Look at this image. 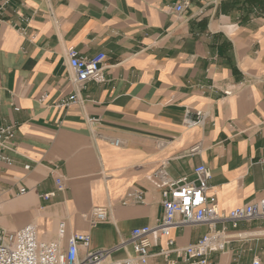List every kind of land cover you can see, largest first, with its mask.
<instances>
[{
  "label": "crops",
  "instance_id": "crops-1",
  "mask_svg": "<svg viewBox=\"0 0 264 264\" xmlns=\"http://www.w3.org/2000/svg\"><path fill=\"white\" fill-rule=\"evenodd\" d=\"M180 1L0 0V127L15 131L0 149V228L34 225L65 248L89 234L90 251L110 249L163 217L162 172L194 179L199 165L222 212L264 198V0H191L178 14ZM72 47L105 53L106 81L59 108L75 90ZM190 109L205 125L185 126ZM57 178L64 190L46 200ZM97 207L109 216L94 227ZM226 226L235 237L210 264H264V221ZM208 232L175 228L170 239L181 251ZM167 241L154 239L149 264H167Z\"/></svg>",
  "mask_w": 264,
  "mask_h": 264
},
{
  "label": "built area",
  "instance_id": "built-area-1",
  "mask_svg": "<svg viewBox=\"0 0 264 264\" xmlns=\"http://www.w3.org/2000/svg\"><path fill=\"white\" fill-rule=\"evenodd\" d=\"M190 3L191 0H181L173 6V10L182 14L189 8ZM67 58L73 74L71 82L75 90L73 95L57 104L59 108H69L76 103L79 92L85 89L89 82L103 84L106 81L104 63L107 55L105 53L85 57L72 47L67 51ZM224 94L228 96L231 91H225ZM207 119L208 114L204 111L190 109L187 112L185 126L188 128L203 126ZM14 135L13 127H0V149L10 143ZM110 142L115 146L121 144L119 140ZM199 151V145L191 149V153ZM1 158L7 160L3 155ZM160 176L163 184L164 214L154 226L136 228L129 238L119 245L96 251L89 250L91 244L89 234L72 235L65 248L58 241H40L34 225L12 232L0 228V264H149L155 238L168 240L167 248H162L159 252L167 264H210V253L224 251L227 244L235 237L230 233L226 223H230L231 228L237 230L242 222L264 221V198L228 213L222 212L216 196L210 194L213 175L206 165L195 168L194 179L183 177L170 180L166 178L164 172ZM56 184V191L43 196L46 200L64 190L61 178H57ZM25 192V189L21 190V193ZM133 200L136 203H144V192L136 191ZM108 216L107 208H94L91 213L92 226L106 222ZM199 225H207L209 232L196 244L184 250L174 248V242L170 239L173 229ZM129 246L132 247L130 254L123 259H114L116 253L127 251ZM82 249L85 250L83 257L80 255ZM176 252L182 257L181 262L171 257ZM253 264L261 263L255 260Z\"/></svg>",
  "mask_w": 264,
  "mask_h": 264
},
{
  "label": "rangeland",
  "instance_id": "rangeland-1",
  "mask_svg": "<svg viewBox=\"0 0 264 264\" xmlns=\"http://www.w3.org/2000/svg\"><path fill=\"white\" fill-rule=\"evenodd\" d=\"M264 2V1H263Z\"/></svg>",
  "mask_w": 264,
  "mask_h": 264
}]
</instances>
